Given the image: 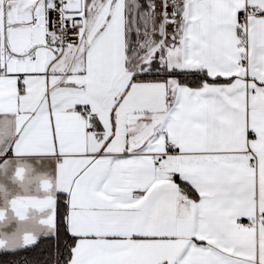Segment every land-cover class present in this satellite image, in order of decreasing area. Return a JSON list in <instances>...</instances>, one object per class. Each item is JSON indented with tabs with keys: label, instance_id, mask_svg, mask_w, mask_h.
<instances>
[{
	"label": "snow or ice",
	"instance_id": "obj_1",
	"mask_svg": "<svg viewBox=\"0 0 264 264\" xmlns=\"http://www.w3.org/2000/svg\"><path fill=\"white\" fill-rule=\"evenodd\" d=\"M9 182L10 256L264 264V0H0Z\"/></svg>",
	"mask_w": 264,
	"mask_h": 264
},
{
	"label": "crops",
	"instance_id": "obj_2",
	"mask_svg": "<svg viewBox=\"0 0 264 264\" xmlns=\"http://www.w3.org/2000/svg\"><path fill=\"white\" fill-rule=\"evenodd\" d=\"M31 169V176L33 178L38 177H54L57 169V162L51 158H37L32 157L27 161ZM38 180H34V185L32 187V191L29 194H38L35 192V188L38 187ZM24 191L17 185L12 183H3L0 184V206L3 205L4 200L7 196H15V195H24ZM29 225H22L14 218L11 219L7 224L0 225V234H11L17 232ZM44 238V237H40ZM3 253V252H0Z\"/></svg>",
	"mask_w": 264,
	"mask_h": 264
},
{
	"label": "trees",
	"instance_id": "obj_3",
	"mask_svg": "<svg viewBox=\"0 0 264 264\" xmlns=\"http://www.w3.org/2000/svg\"><path fill=\"white\" fill-rule=\"evenodd\" d=\"M48 241L45 238H41L38 242V246L30 247L26 250L19 252L16 256H10L7 253H0V261H19L23 264L27 261V264H42L46 258V249Z\"/></svg>",
	"mask_w": 264,
	"mask_h": 264
}]
</instances>
